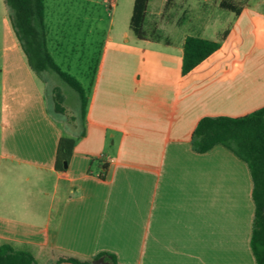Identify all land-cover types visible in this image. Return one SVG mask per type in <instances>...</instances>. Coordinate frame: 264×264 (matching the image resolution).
I'll return each instance as SVG.
<instances>
[{
	"label": "crops",
	"instance_id": "1",
	"mask_svg": "<svg viewBox=\"0 0 264 264\" xmlns=\"http://www.w3.org/2000/svg\"><path fill=\"white\" fill-rule=\"evenodd\" d=\"M166 9L149 2L145 39L130 23L108 34L78 138L49 110L0 0V245L35 264L104 253L117 264H257L249 165L222 144L195 150L192 136L204 117L264 106V0L238 15L219 3L187 18ZM189 35L220 47L184 73ZM62 136L77 141L58 167Z\"/></svg>",
	"mask_w": 264,
	"mask_h": 264
},
{
	"label": "trees",
	"instance_id": "2",
	"mask_svg": "<svg viewBox=\"0 0 264 264\" xmlns=\"http://www.w3.org/2000/svg\"><path fill=\"white\" fill-rule=\"evenodd\" d=\"M150 1L134 0L130 28L141 39L147 37L145 22ZM174 1L166 0V8L170 7ZM5 3L12 28L27 56L30 67L38 75L49 72L50 74L57 73L79 93L80 118L83 128L78 138L85 136L89 91L87 92L76 76L61 69L49 50L46 0H5ZM248 3L239 5L233 0H219L221 8L235 12L237 15ZM219 47L220 42L218 41L194 35L187 36L184 45L183 72L188 73ZM45 80L48 81V78ZM57 108L64 111L59 103H57ZM76 141L77 139L73 137H61L57 157L58 167L63 161L70 159ZM192 143L194 149L199 152H206L215 145L222 144L249 165L254 182L253 198L256 205L251 246L257 264H264V106L240 117L202 118L193 133ZM103 255L110 259L109 264H117L114 255L109 253ZM35 262V256L29 251L15 249L9 244L0 245V264H35ZM62 262L92 264L91 260H81L71 256L61 257L54 264Z\"/></svg>",
	"mask_w": 264,
	"mask_h": 264
},
{
	"label": "rangeland",
	"instance_id": "3",
	"mask_svg": "<svg viewBox=\"0 0 264 264\" xmlns=\"http://www.w3.org/2000/svg\"><path fill=\"white\" fill-rule=\"evenodd\" d=\"M233 1L241 5L254 0ZM133 3V0H46L49 50L61 69L76 76L87 92L108 34L129 27ZM203 3L217 6L219 0H175L166 10L183 13L187 18ZM38 77L53 116L66 132L80 134L83 127L79 93L57 73ZM57 103L64 111L57 108Z\"/></svg>",
	"mask_w": 264,
	"mask_h": 264
},
{
	"label": "water",
	"instance_id": "4",
	"mask_svg": "<svg viewBox=\"0 0 264 264\" xmlns=\"http://www.w3.org/2000/svg\"><path fill=\"white\" fill-rule=\"evenodd\" d=\"M65 165L67 166V162L65 163ZM93 263L94 264H109V262L105 259V257L97 258L93 260Z\"/></svg>",
	"mask_w": 264,
	"mask_h": 264
}]
</instances>
